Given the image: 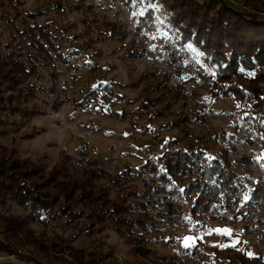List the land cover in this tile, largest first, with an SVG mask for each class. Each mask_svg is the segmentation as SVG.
Returning a JSON list of instances; mask_svg holds the SVG:
<instances>
[{"label":"rangeland","instance_id":"1","mask_svg":"<svg viewBox=\"0 0 264 264\" xmlns=\"http://www.w3.org/2000/svg\"><path fill=\"white\" fill-rule=\"evenodd\" d=\"M249 1L223 0L244 16L264 22V8L252 7ZM169 16L165 0L148 4L138 0H1L0 52L10 49L6 45L18 44L23 58L27 40L22 30L35 21H47L61 35L62 51L78 64L71 67L54 60L39 65L38 75L13 90L5 81L0 83L5 104L0 106V145L14 146L20 156L47 168L61 164L74 177H89L110 198L143 202L153 222L141 244L147 251L143 253L147 264H202L182 245L194 243V236L205 233L200 240L204 244L226 247L227 237L207 234L223 227L231 228L245 242L237 246L239 250L264 260V198L249 199L252 189L264 188L259 183L264 181V151L258 149L250 114L229 95L210 98L199 69L211 71L196 51L189 50L190 43L188 49L184 47L188 41L182 42L171 28ZM83 60L94 61V79L88 67L82 66ZM98 82H112L114 91L124 96L121 101L100 98L102 107H113L122 113L121 118L74 105ZM31 84L32 94L27 99L20 96L13 110L16 99L9 103L7 95H17L19 87ZM147 100L149 107L143 106ZM166 151L196 155L201 166L218 160L245 189L237 208L226 218L191 217V203L179 201L173 192L178 174L165 175ZM127 167L139 172H130L121 186L114 184L112 177ZM163 203L170 205V212L161 215ZM7 212L24 214L26 209L8 201L0 205V213ZM33 228L41 230L36 224ZM55 229L63 235L69 232ZM134 234L140 240L137 230ZM73 243L95 252L97 264H138L132 256L135 246L111 229L80 236ZM67 259L68 264H80ZM0 264L24 263L0 253Z\"/></svg>","mask_w":264,"mask_h":264},{"label":"trees","instance_id":"2","mask_svg":"<svg viewBox=\"0 0 264 264\" xmlns=\"http://www.w3.org/2000/svg\"><path fill=\"white\" fill-rule=\"evenodd\" d=\"M138 1L148 4L155 0ZM165 1L170 11L168 20H171V28L179 34L182 42L189 41V38L196 42L204 41L200 48L206 55L200 57L211 72L206 73L200 68L199 75L209 87L210 98L229 95L244 106L258 136V149L264 151V22L244 16L223 0ZM249 3L252 7L264 8V0H250ZM55 5L56 12L61 13L59 4ZM26 14L33 17L31 12ZM23 32L27 40L23 58L18 44L6 45L9 51L0 52V83L5 81L8 89L25 84L28 77L39 74V65L54 60L77 66L78 63H73L62 51L61 35L56 33L50 22L35 21ZM67 52L81 53L74 49H67ZM254 54L259 62L253 66L248 63V58ZM81 64L88 67V75L94 79L97 74L94 61L83 60ZM221 64L227 67H216ZM209 65H213L217 76ZM238 66L245 71L241 73ZM249 71L256 75L248 76ZM112 85V82H98L74 105L86 106L89 110L101 109L108 116L121 118V112L108 105L102 107L100 103V98L124 99ZM31 87L32 84L19 87L17 95H7L9 103L16 99V103L11 104L13 110L17 109L14 105L19 103L20 96L27 99L32 94ZM149 103L147 100L143 106L149 107ZM4 105L0 97V106L3 108ZM166 152L165 175L170 171L178 174L173 192L179 201L191 203V217L226 218L231 210L237 208L236 201L245 189L218 160L201 166L196 155L189 156L182 151ZM132 171L137 172L138 169L127 167L112 177V182L121 186L124 177ZM192 174L194 178H191ZM163 178L166 180L167 176ZM187 178L190 182L184 183ZM249 196L251 202L261 200L264 188L255 187ZM8 201L25 208L26 212L0 213V253L14 256L24 264H68L67 258L80 264H97L99 259L95 252L76 247L73 242L80 236H90L105 228L114 230L130 246H135L132 256L136 257L138 264H147L143 259V253L147 251L141 244L144 242L143 234L153 228V222L149 220L152 215L146 211L143 202L110 198L107 190L104 187L96 189L89 177H74L61 164L47 168L40 162L20 156L14 146L0 145V205ZM132 206L139 211L135 212ZM161 206V215L170 212L168 203ZM35 224L41 227L39 232L33 228ZM56 227L67 228L69 232L63 235L56 231ZM135 230L141 234L138 235L140 240L135 237ZM215 245H206L199 240L195 248L184 251L202 264H256L260 261L259 257L248 258L246 252L237 247L218 248ZM258 264H264V260Z\"/></svg>","mask_w":264,"mask_h":264},{"label":"snow or ice","instance_id":"3","mask_svg":"<svg viewBox=\"0 0 264 264\" xmlns=\"http://www.w3.org/2000/svg\"><path fill=\"white\" fill-rule=\"evenodd\" d=\"M133 2L135 3L136 0H133ZM153 5H155V4H153ZM153 5H152V7H153ZM153 8H154V7H153ZM168 22L170 23L171 20H169ZM161 43H163V41H161ZM189 43L191 44V49H189V50H192V51L194 50V51H196V53H197L198 55H200L201 57H204V56L206 55L205 50H203V49L200 48V44L204 43V41L201 40V41H199V42H196V41H192L191 38H189V41L185 43L184 47H186V48L188 49V45H189ZM259 51H260V50H259ZM258 62H259L258 56L255 55V54H254L253 56H251V57L248 58V63H249V64H252L253 66H254L255 63H258ZM246 66H247V65H246ZM208 67H209L210 69H212V71L214 72L215 76L218 75V73L215 71L213 65H209ZM216 67H227V65H223V64H221V65H216ZM238 70H239L241 73H243V72L245 71L244 68H240L239 66H238ZM247 75L250 76V77H254V76L256 75V73H255V72H251V71H249V72L247 73ZM262 139H264V137H262ZM258 159H261V157H258ZM262 166H264V165H262ZM259 183L262 184V183H264V181H260ZM249 199H250V198H249ZM249 199H248V200H249ZM194 227H196V225H194ZM207 234H210V235H211V234H215V235H218V236H224V237H227V238H228V243H225L226 247H223V248H236L238 245H240V244H242V243H245L244 241H241V240L238 238L237 233H235V232H234L231 228H229V227H223V228L220 229V231H215V230H214V231L208 232ZM204 235H205V233H201L199 236H194V237H193V241H194V243H189L188 245H182L183 248H184L185 250L195 248V247H196V242H197L198 240H202L203 237H204ZM233 241H235V243H233ZM215 246L218 247V248H221L220 244H217V245H215ZM246 255H247L248 258H254V253H253V252H252L251 254H249V253L247 252Z\"/></svg>","mask_w":264,"mask_h":264}]
</instances>
